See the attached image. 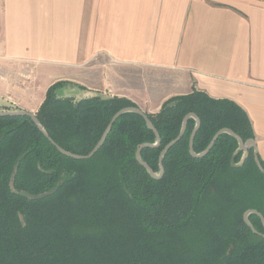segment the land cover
Masks as SVG:
<instances>
[{
  "label": "trees",
  "instance_id": "trees-1",
  "mask_svg": "<svg viewBox=\"0 0 264 264\" xmlns=\"http://www.w3.org/2000/svg\"><path fill=\"white\" fill-rule=\"evenodd\" d=\"M51 84L35 112L64 150L88 154L112 116L135 103L117 96H60ZM200 125L193 151H203L228 128L254 138L243 108L193 89L147 113L160 143L141 159L159 172L162 148L180 132L184 116ZM191 117L164 154L163 174L151 177L135 158L156 136L144 118L125 112L102 146L86 159L62 154L27 115H0V264H264V174L253 149L235 154L238 141L218 136L202 157L189 153ZM258 156V155H257ZM264 169V160L259 157ZM242 160V161H241Z\"/></svg>",
  "mask_w": 264,
  "mask_h": 264
},
{
  "label": "crops",
  "instance_id": "crops-1",
  "mask_svg": "<svg viewBox=\"0 0 264 264\" xmlns=\"http://www.w3.org/2000/svg\"><path fill=\"white\" fill-rule=\"evenodd\" d=\"M124 97L147 113L193 89L247 113L264 160V0H0V109Z\"/></svg>",
  "mask_w": 264,
  "mask_h": 264
},
{
  "label": "water",
  "instance_id": "water-1",
  "mask_svg": "<svg viewBox=\"0 0 264 264\" xmlns=\"http://www.w3.org/2000/svg\"><path fill=\"white\" fill-rule=\"evenodd\" d=\"M135 112V113H138L140 114L145 122H146V125L148 126V128H150L153 133L155 134L156 136V142L155 143H142L140 144L136 151H135V158L137 160V162L139 164H141L145 169H147L149 175L155 179H158L162 176L163 174V166H162V159H163V156L164 154L167 152V150L177 141L180 139V137L183 135L185 129H186V126H187V120L189 117L193 118L195 120V126L193 128V130L191 131V134H190V137H189V153L190 155H192L193 157H202L204 156L209 150L210 148L212 147V145L214 144V142L216 141V139L218 138V136L222 133H227L229 135H231L232 137H234L237 141H238V148L236 149L235 153L232 155L231 157V160H230V163L232 166H238L239 163H235V154L239 151H242L243 155H242V160L244 159V157L246 156V152L249 150V149H253V152H254V159H255V162L259 168V170L264 174V169L263 167L261 166L260 162H259V159H258V156H257V153H256V146H255V142L253 139H248L246 141H243L236 133H234L231 129H228V128H222L220 130H218L215 135L212 137L211 141L209 142L208 146L201 152L199 153H195L193 151V138H194V135L196 133V130L198 129L199 125H200V120L199 118L192 112L186 114L184 116V119H183V123H182V127H181V130L179 132V134L174 138L172 139L171 141H169L163 148L162 150L160 151V154H159V159H158V162H159V172L158 173H155L140 157V153H141V149L143 147H156L159 145L160 143V137H159V134L157 132V130L153 127L151 121L149 120V118L147 117V115L145 114L144 111H142L141 109H139L138 107H131V106H128V107H123L121 109H119L113 116L112 118L110 119V121L108 122L104 132L102 133V135L100 136L99 140L97 141V143L94 145V147L91 149V151L86 154V155H79V154H74V153H71V152H68L66 150H64L63 148H61L60 146H58L49 136L48 134L45 132V130L43 129L42 125L40 124L38 118L36 117L35 113L33 112H30V111H26V110H2L0 109V115H27L29 116L32 121L38 126V128L43 132V134L48 138V140L56 146V148L64 155L68 156V157H71V158H74V159H86V158H90L92 155H94V153L102 146V144L104 143L105 139H106V136L107 134L109 133V131L111 130V127L113 125V123L116 121V119L122 115L123 113L125 112ZM241 160V161H242ZM251 213H254L256 214L260 221H261V224L264 228V217L256 210L254 209H249L247 211L244 212L243 214V220L244 222L246 223L247 226H249L251 228V230L254 232V233H257V231L253 228V226L250 224V222L248 221V215L251 214ZM264 236V235H263Z\"/></svg>",
  "mask_w": 264,
  "mask_h": 264
}]
</instances>
